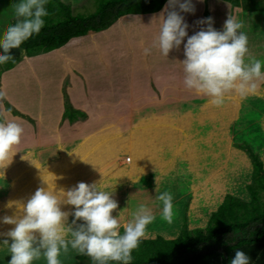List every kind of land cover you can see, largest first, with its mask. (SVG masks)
I'll return each mask as SVG.
<instances>
[{"label": "rangeland", "instance_id": "rangeland-1", "mask_svg": "<svg viewBox=\"0 0 264 264\" xmlns=\"http://www.w3.org/2000/svg\"><path fill=\"white\" fill-rule=\"evenodd\" d=\"M61 1L70 5L76 16L84 18L94 15L107 2ZM244 1L251 7L264 6V0ZM13 4L12 0H0V36L8 25L16 22ZM241 5L244 9L243 2ZM206 16L210 17L209 12ZM135 17L134 20L145 18ZM237 18L240 19L239 13ZM130 19L126 17L121 23L131 22L132 29L120 24L113 32L92 34L72 41L59 51L33 58L21 52L23 60L16 72L7 70L0 75L3 94L0 121H14L24 128L22 143L5 168L19 167L22 173L15 170L12 174L9 169L10 175L0 177V220L5 216L22 217L19 209H9L7 203L26 204L38 188H47L48 184L55 186L56 191H67L80 182L101 183L103 190L113 192L112 198L119 202L113 216L122 211L126 222L135 211L132 207L144 202L158 215L146 235L162 228L167 237L173 238L178 237L174 232L189 227L187 213L191 205L209 202L216 211L225 196L251 200L244 184L253 180L254 166L248 151L238 146L248 144L264 163V98L249 96L241 100L231 95L222 106L211 105L207 97L184 87L183 66L174 65L184 59L182 48L169 53L167 63L172 65V72L152 75L145 66V58L149 54L159 58L161 52L156 45L159 30L153 27L149 34L155 23L141 28ZM218 20L224 18L218 16ZM244 23L243 31L248 35L252 55L257 56L260 50L264 54V12H248ZM217 26L223 27L222 23ZM123 29L126 36L135 33L131 36L134 46L130 39L128 44L124 42L127 38L121 36ZM146 48L148 55L144 53ZM2 66L7 67L8 63ZM261 91L264 92V85ZM68 103L82 113L75 122L64 118ZM227 135L231 137L229 145L223 141ZM44 143L53 145L40 152ZM213 151L215 157L220 155L215 161ZM44 153H48L51 161L42 167L38 162L43 161ZM128 159L131 162L125 163ZM31 162L42 170L35 177L27 170ZM219 167L208 179L211 170ZM27 175L30 176L28 184L24 181ZM163 191L170 192L173 204L185 210L182 220L176 221L174 215L171 222L162 219L161 203L156 195ZM128 205L130 208L126 209ZM61 208L69 213L74 211L68 205L62 204ZM72 219L69 215V224ZM14 227L0 223V241L9 239L6 234ZM80 256L70 249L62 254V264H84ZM10 259L7 248L0 247V264H8ZM35 264H45V261Z\"/></svg>", "mask_w": 264, "mask_h": 264}, {"label": "clouds", "instance_id": "clouds-1", "mask_svg": "<svg viewBox=\"0 0 264 264\" xmlns=\"http://www.w3.org/2000/svg\"><path fill=\"white\" fill-rule=\"evenodd\" d=\"M47 3L48 0H18L13 4L16 22L8 25L0 36V50L4 53L0 55V65L15 62L10 50L20 49L25 53L22 45L41 33L49 15ZM182 13H195L193 0H168L159 18L156 45L168 57L183 44L185 58L180 63L184 87L207 97L217 107L231 95L241 100L249 96L264 98L261 91L264 60L252 55L248 35L243 31L244 21L230 15L223 30L218 31L213 27V18H204L197 23L207 27L189 36V24ZM144 53L147 55L149 49H144ZM23 136L24 128L20 124L0 122V175L4 176L2 170L11 163ZM112 195L113 192L103 190L101 183L80 182L67 191H56L49 184L47 188H38L26 204L9 201L6 207H15L23 215L5 216L0 220L15 226L6 234L11 243L9 239L0 241V247L7 248L11 256L8 264H35L40 260L45 264H62V254L70 249L89 256L93 264H132V253L146 237L156 216L151 208L140 203L131 218L122 223V211L113 216L119 205ZM156 200L162 205V219L171 222L173 195L168 191L159 192ZM62 204L72 206L74 211H62ZM69 215L73 217L70 224ZM230 264H252V261L246 252L236 250Z\"/></svg>", "mask_w": 264, "mask_h": 264}, {"label": "trees", "instance_id": "trees-1", "mask_svg": "<svg viewBox=\"0 0 264 264\" xmlns=\"http://www.w3.org/2000/svg\"><path fill=\"white\" fill-rule=\"evenodd\" d=\"M225 1L232 2L236 7H243V2L247 12H264V6L251 7L244 0ZM256 1L260 3L261 0ZM167 4L168 0H107L98 12L84 18L76 16L73 8L61 0H48L46 7L49 15L45 18V27L39 35L26 41L22 48L26 49L28 58L59 51L74 40L108 31L124 17L158 14ZM13 58L15 62H9L7 67L0 65V75L14 69L22 61L19 56L13 55ZM81 114L68 103L64 118L75 122ZM238 148L248 151L253 162V184L247 187L251 200L227 196L223 205L213 213L205 230L189 231L185 227L175 240L162 237L156 240L143 239L132 253V264H186L191 254L196 256L204 250L208 254L197 255L189 264H230L236 250L246 252L252 264H264V163L248 144ZM217 246L223 249L221 253L215 250ZM79 258L84 264H93L87 255Z\"/></svg>", "mask_w": 264, "mask_h": 264}, {"label": "crops", "instance_id": "crops-1", "mask_svg": "<svg viewBox=\"0 0 264 264\" xmlns=\"http://www.w3.org/2000/svg\"><path fill=\"white\" fill-rule=\"evenodd\" d=\"M12 2L13 3H16L17 1L16 0H12ZM193 4H194V6H195V13L194 14H189V13H182V15H184V17H185V21H186V23H188L189 24V29H188V34H189V36H191V35H193L195 32H198V31H200L202 28H206L207 26L206 25H201V24H199V23H197V21H199V20H202V19H204V18H207V16L205 17V15H206V13L207 12H209V15H210V17L211 18H213V21H214V24H213V27L217 30L218 29V31H222L223 30V27H220V26H217V24L218 23H222V25H224V22L227 20V18L231 15V16H235V17H237V14L239 13V16H240V20H243L244 21V18H245V15L248 13L247 11H245L244 9H242V7H236V6H234V5H231L230 4V2H227V1H225V0H203V2H200V0H193ZM207 9V10H206ZM171 10V9H170ZM176 10H178V8L176 9ZM164 11V10H163ZM162 11V12H163ZM245 11V12H244ZM162 12H160V13H158V14H155V15H151V16H145V18L144 19H136V20H134L136 17L135 16H128L127 18H131L129 21H131V20H133V22L135 23V22H137L138 23V26H140L141 27V25H144V26H149V25H151V23L153 22V23H155V24H152V28H150V31H149V34H150V32L152 31V30H154L153 29V27H155V31L156 30H159V28H158V25L160 26V23H161V20L159 19L160 18V16H161V13ZM198 15V16H197ZM218 16H221V17H223L224 18V20L222 21H219L218 20ZM241 16H242V19H241ZM147 18L148 19H150L151 21H146L147 20ZM124 19H126V17H124V18H122V19H120L118 22H117V24H115L112 28H110L108 31H110V32H113L114 30H112L113 28L115 29L116 27H118L120 24L121 25H125L128 29H132L131 27H132V25H130V23L131 22H129V24L128 23H121V21L122 20H124ZM146 19V20H145ZM142 20H143V23H142ZM134 23H133V25H134ZM127 24V25H126ZM149 24V25H148ZM141 28H144V27H141ZM191 29V30H190ZM195 29H197V30H195ZM109 32V33H110ZM125 32V30L123 29L120 33H121V36H122V34L124 35L123 37H126L127 38V40H125L124 39V42L126 43V44H128L129 43V39H130V43L132 44L131 46H134L135 44H133V38L132 37H134L133 35L135 34L134 32V34L132 33L131 35L129 34V35H125L126 34V32ZM129 33H131V32H129ZM153 33V32H152ZM151 33V34H152ZM148 34V35H149ZM132 36V37H131ZM140 38L137 36V38H136V41H138ZM120 40V39H119ZM119 40L117 41V42H119ZM186 41V40H185ZM145 43H146V45H148L147 44V42L145 41ZM186 43V42H185ZM119 44H121V42H119ZM182 49H183V44H182V47H181ZM180 48V49H181ZM148 49V48H147ZM262 52V50H260V51H257L256 52V54H258L257 56H255V57H257L258 59H264L262 56H264V54H262L261 53ZM150 53V52H149ZM148 53V54H149ZM147 54V55H148ZM181 54V52L179 53V55ZM151 55H153V54H151ZM151 55L149 54V56H147L145 59H146V62H145V66H147L148 67V71L150 70L151 72H152V75H154V76H158L159 74H162V73H164V74H167V70L168 71H171L172 72V65H170V63L168 64L167 63V61H168V59H170V57L168 56V57H165V56H163L161 53H160V55H159V58L158 59H154V58H152L151 57ZM184 57V56H183ZM185 58V57H184ZM22 60H23V58H21ZM179 59H180V57H179ZM180 61H182V58L180 59ZM180 61L179 62H177L176 64H174L175 66H180ZM21 64H17V66L14 68V69H12V70H9L8 71V73L10 72V73H14V72H16V68H18L19 66H20ZM173 65V66H174ZM260 114H263V113H260ZM229 134V133H228ZM228 139V140H227ZM157 141H161L159 138L158 139H156ZM230 140H231V137L229 136V135H227L226 136V138H223V141H226V143H227V145H229L230 144ZM150 142V141H149ZM50 145L52 146L53 144H50V143H44L43 145H42V148H41V150H40V152H45L44 150H47V149H49L50 148ZM253 146H255V145H253ZM233 147V149L232 150H236V146H232ZM256 150V149H255ZM238 151V150H237ZM259 151H261V152H263L262 151V148H260V150ZM39 152V151H38ZM189 152V151H188ZM231 153V152H230ZM190 154V153H189ZM35 157V155L32 157V158H34ZM218 157H220V155H217L216 154V157H215V153H214V151H213V158H214V160L213 161H215V159L216 158H218ZM227 157V156H226ZM31 158V159H32ZM51 157L48 155V153H44L43 154V161L42 162H38L40 165H42V167H45L46 165H48V163H50V161H51V159H50ZM227 159H228V157H227ZM229 160V159H228ZM251 160V159H250ZM128 161H126L125 163H127ZM129 162H131V160L129 161ZM128 162V163H129ZM51 164H52V162H51ZM34 164L31 162L30 164H29V167H28V169L27 170H29L31 173H32V176H36L37 174L39 175L40 173H41V171L42 170H40V169H36L35 167H36V165L35 166H33ZM176 168V167H175ZM9 169H11V167H9L8 169H4L3 170V173L4 174H6V176H8V175H10L11 173H10V171H9ZM221 168L219 167L217 170H211V172H210V174H209V176H208V179L210 178V177H212V176H214L219 170H220ZM15 170L17 171V173H22V171H20L19 172V167H17V169H16V167H14V168H12L11 169V172H12V174L13 173H16L15 172ZM0 177H2V175H0ZM177 177V176H176ZM178 178H179V174H178ZM182 178V177H181ZM33 179V178H32ZM30 180V176H28L27 175V179L26 180H24L26 183L27 182H30L29 181ZM251 182H252V180L250 181V183H246V184H244L245 185V187L244 188H246L247 189V187H248V184H251ZM91 183H92V181H91ZM28 184V183H27ZM226 184H228L227 182H226ZM139 188V187H138ZM192 189V188H191ZM246 189H244V191H247ZM145 190H149V189H145ZM156 189H153V191H155ZM228 194H231V195H233L231 192H228ZM234 196V195H233ZM234 197H237V198H241V197H238V196H234ZM125 198H128V196H125ZM139 199H141V198H139ZM143 199V198H142ZM145 199V198H144ZM223 199L225 200L226 199V196L225 197H223ZM221 200V202L217 205V209H216V211H213V210H215V207H212L210 204H209V202L208 203H205L204 205H201V206H194V205H191V208H190V211L187 213V217H188V225H189V227H188V230L189 231H194V230H205L207 227H208V225H209V222H210V220H211V217H212V215H213V213L214 212H217L218 211V209L221 207V205L223 204V202H224V200ZM242 199V198H241ZM173 200H174V198H173ZM242 200H244V201H247L246 199H242ZM250 201V200H249ZM117 203H119V202H117ZM140 203H144V202H139L138 204H140ZM137 204V203H136ZM137 204V205H138ZM121 206V205H120ZM124 207V206H123ZM127 208L126 209H129L130 207H129V205L128 206H126ZM160 208L162 207V205H160L159 206ZM133 208V210L134 209H136V207H132ZM150 208V207H149ZM183 207L182 206H179L178 205V207L176 206V205H174L173 204V210H174V212H173V215L175 216V220L177 221V219L178 218H180L181 220L184 218V216H185V214H184V212H185V210L184 209H182ZM68 209L69 210H72L73 209V207L72 206H70V205H68ZM176 210H178L177 211V214L175 215V212H176ZM152 211H154V209L152 208ZM132 213V212H131ZM131 213H130V215H129V219L131 218ZM158 215H156V217H157ZM125 217V216H124ZM126 218V217H125ZM123 220H125L123 217H122V223H124L123 222ZM127 221V220H126ZM156 221V220H155ZM180 229L175 233L174 231V233L173 232H171V233H173V235H177L178 234V237L181 235V233H182V231H181V233H180ZM155 233H157V234H155ZM154 234V235H153ZM159 237H162V238H164L165 240H175V239H177V238H173V237H171V235H169V237H167L166 236V234L164 233V230H162V228L161 229H159V230H155V232H153V233H151V234H148V235H146V237L144 238V240H156V239H158ZM143 240V239H142ZM216 249L215 250H217V252H222L223 251V249L222 248H219V246H217V247H215ZM209 252H210V250H209ZM205 254H208V251H202V252H200V253H197V255H201V256H203V255H205ZM196 255V256H197ZM196 256L194 255V254H191L190 255V259H189V261H187V263L186 264H189L193 259H195L196 258Z\"/></svg>", "mask_w": 264, "mask_h": 264}, {"label": "water", "instance_id": "water-1", "mask_svg": "<svg viewBox=\"0 0 264 264\" xmlns=\"http://www.w3.org/2000/svg\"><path fill=\"white\" fill-rule=\"evenodd\" d=\"M4 53L2 52V50H0V55H3ZM10 54L14 55V56H19L20 58L23 57V54L21 53L20 49H12L10 50Z\"/></svg>", "mask_w": 264, "mask_h": 264}, {"label": "bare ground", "instance_id": "bare-ground-1", "mask_svg": "<svg viewBox=\"0 0 264 264\" xmlns=\"http://www.w3.org/2000/svg\"><path fill=\"white\" fill-rule=\"evenodd\" d=\"M133 136H135V135H133ZM112 152H113V151H112ZM121 154H122V153H121ZM130 160H131V159H128L127 161L129 162ZM92 161H93V160H92ZM92 161H91V162H92ZM128 162H127V163H128ZM45 187H46V186H45ZM33 192H34V191H33ZM33 194H34V193H33ZM31 196H32V195H31Z\"/></svg>", "mask_w": 264, "mask_h": 264}]
</instances>
